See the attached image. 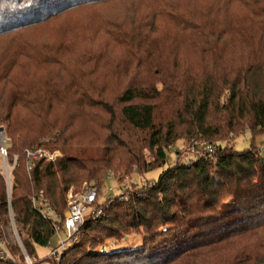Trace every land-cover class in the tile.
<instances>
[{
  "label": "trees",
  "instance_id": "16d2710c",
  "mask_svg": "<svg viewBox=\"0 0 264 264\" xmlns=\"http://www.w3.org/2000/svg\"><path fill=\"white\" fill-rule=\"evenodd\" d=\"M102 1L0 0V38L8 41L0 50V88L10 86L3 118L10 120L16 107L36 112L38 137L78 152L53 162L41 157L29 168L25 148L35 142L27 135L10 138L19 159L10 203L0 175V241L11 205L28 255L42 264L37 247L54 248L68 235L70 185L80 179L102 185L114 165L147 173L167 163L176 143L206 140L220 146L216 161L169 164L127 199L101 202L99 187L67 247L45 258L52 264H264V238L246 245L249 252L238 246L264 231V155L255 143L264 137V0H118V9H87ZM31 27H46L48 34L33 37ZM174 50L173 60L163 61ZM144 73L147 84H129L114 93V102L103 98L121 84L120 76L132 82ZM49 98L61 113L41 112ZM17 119L8 125L10 136ZM247 131L252 146L237 150L230 137ZM97 132L116 134L110 140L127 155H84L78 147L92 144ZM125 132L132 135L123 139ZM144 148L155 152L152 160ZM40 198L59 218L42 215ZM131 232H143L141 247L109 248ZM159 236V244L149 245ZM108 239L115 242L107 245ZM16 242L5 243L13 259L0 256V264H28Z\"/></svg>",
  "mask_w": 264,
  "mask_h": 264
},
{
  "label": "rangeland",
  "instance_id": "374dc122",
  "mask_svg": "<svg viewBox=\"0 0 264 264\" xmlns=\"http://www.w3.org/2000/svg\"><path fill=\"white\" fill-rule=\"evenodd\" d=\"M99 4L102 5L100 6V9H102L103 12L109 11L116 7H117L116 9H118V7L120 6L119 5L120 2L118 0H106V1L99 2V3L90 4L91 6H88L87 9L98 6ZM87 9H86V12H87ZM50 27H52V25L49 24L48 28ZM48 28L44 27V29L36 31L35 30L36 28L31 27L27 29V32L30 33L29 35L34 37L35 34H38V33L48 34V31H47ZM165 29L167 30L168 27H166ZM1 36H4V35H1ZM7 44H8V41H5V39L0 38V50ZM175 52L176 50L167 54V56L171 60H169L168 57H166L163 61L171 62L174 58ZM152 75L154 77V79L152 80L153 82L157 75V71L156 70L152 71ZM147 78H148L147 75L144 73V75L139 76L134 81L130 82L129 79L126 78L125 76H120L121 84L117 86L113 85L112 88H110L109 90L110 93L105 94L103 98H105L106 101L114 102L113 98L116 97L114 93L116 95H119L123 90H125V88L129 84H132V83L147 84L146 82ZM9 90H10V86H7L5 89L0 88V96H2V100L0 104V129H2L0 131V175H2L3 177L5 188H6L7 200L10 203L11 198H12V189H13L12 187H13V183L15 179L13 172H14V168L16 167V166L14 167L13 165L15 163L17 165V162L19 159V154H13V155L11 154L10 152L11 142L10 141L13 140L14 142H16V140L20 137V135H23V136L27 135L28 138L33 139L35 143L29 144L25 148L26 158L29 160L30 162L29 164L31 165H33V160L39 159L41 157H43V159L46 162H49V161L53 162V161H56L58 157L61 158L66 154L75 155L78 152H77V148L73 147V145L70 146L69 144L54 143L52 142V138L48 136L38 137L37 132L34 130V129L39 130L38 126L40 123L39 115L36 112L32 113L28 109L16 107L13 111L14 116H12L10 120H5L1 113L5 111L3 99L5 97H8V95H10ZM46 100H47L46 104L43 105L44 108L41 109L42 113L46 111L49 112L50 114L51 113L55 114V112H59V113L62 112V107L58 105V103L54 102V100H51V98L46 99ZM16 117H18V119L14 121L13 126L18 127V131L17 133L10 136L8 125L11 124V122H13L12 120L15 119ZM77 128H79L78 131L79 130L81 131L80 132L81 134L79 135L85 138L86 131L83 129V125L81 124L79 127V124H78ZM120 132L121 131H119L118 133ZM115 135L116 134L110 135V133L108 132L106 133L97 132L96 136L94 137L96 138V140L92 144H89L87 141H85L86 144H80L81 147H78V148L84 150L85 151L84 155H87V156L98 155L97 150H100L103 152L106 151V153H109L112 156L120 157V156H123L125 153L127 155V149H125V147L121 143L116 142L115 140H110L111 138L115 137ZM127 135L131 136L132 134H130V132L129 133L125 132L124 134H121L120 137L123 139H126ZM230 139L233 140V142L231 143H234L235 148L237 150H244V149L250 148L254 142L253 135L251 134L250 131H247L239 136H236L235 138L230 137ZM263 142H264V137H261V136L256 137L255 143L257 145H261ZM188 144L189 142L183 146L181 141L179 143H176V145L172 146V148L168 151L167 163L163 167L155 168L153 170L148 171L147 173H144L140 170L138 171L137 166H133L131 169H127V168L125 169V166L116 167V165H114L113 167L109 168V170L106 173L104 172L105 175L102 179L103 182H101L102 185H100L96 181V179H83V180L80 179L78 182H75L72 185H70L66 193L67 204L70 205L71 204L70 201L74 199L75 197H77L79 193L81 194L83 191L87 190V188H89L88 186L90 185H93L95 188L101 187V190L103 192V194L100 197L101 202H103L107 198L119 196L120 194L126 195L124 199L125 198L127 199L135 191H138L141 185H144L146 183L150 184L154 182L155 179H158L162 171L169 167V164L174 165L178 161L182 163L185 161H188L185 158L186 155H183L185 153H180L179 155H175V153L173 152L177 148H179V150L181 149L184 150V148L187 147ZM4 145H6L5 146L6 152H3L1 150V147ZM144 149L145 150L143 151H144L145 159L152 160L153 157L155 156V152H151L148 148H144ZM117 162L118 160H114L115 164H117ZM9 175H11V182H10ZM9 215H10V223L6 224L5 227L2 228L6 236V239H4V242L9 241L10 243L14 244L16 240L17 241L16 243L20 245L23 254L26 256L27 263L33 264V261L31 260L30 256L28 255L27 250L25 249V245L23 244L24 242H22L23 239H21L20 237V234L18 231V225H16L14 221L13 210H12L11 205L9 209ZM62 236H64V234H62ZM125 237H121L122 239L125 238L124 240L117 239V241L119 242L116 245H110L109 248L119 249L123 247H141L144 244L143 232L141 233L131 232L129 234H126ZM75 238L74 240L78 239V238L77 239ZM244 238L246 239V241L245 242L240 241L238 246L241 245L240 248H245V251L249 252L252 246H246V245H252L250 243H253V245L255 243L261 244L262 241L264 240V239L262 240V238H264V231L257 230L253 232L252 234L245 236ZM162 239L163 238L159 236L154 240V242H150L149 245L159 244L160 243L159 241H161ZM79 241H81V239ZM53 242L54 243L58 242V235H55L53 237ZM114 242H115L114 239H108L107 245L112 244ZM5 243H4V246L6 247ZM52 252H53V248L49 247L48 245L37 247L38 257L41 259L40 261H42V264H52L50 261L47 260L48 258L47 259L45 258L48 256V254H52ZM232 255H234L235 259L239 258L238 254H232ZM147 260L148 259L146 260L143 259V261H141V264L150 263L149 262L150 260L149 261Z\"/></svg>",
  "mask_w": 264,
  "mask_h": 264
},
{
  "label": "built area",
  "instance_id": "2783aa9c",
  "mask_svg": "<svg viewBox=\"0 0 264 264\" xmlns=\"http://www.w3.org/2000/svg\"><path fill=\"white\" fill-rule=\"evenodd\" d=\"M1 130L2 129H0V131ZM5 146L6 145L1 147L3 152H6ZM219 150L220 146L218 144H213L211 142H207L206 140H191L188 146L185 147L184 150H179V152L185 153L186 157H189L187 162H192L197 158H207L210 161H216ZM257 151L259 155H264V142ZM13 166L15 167L16 163ZM31 167L32 165L29 164V168ZM9 178L11 182V175H9ZM88 187L89 188H87V190L83 191L81 194L79 193L77 197L70 201V209L65 215V226L67 228L68 235L65 238L60 239V244L53 248L52 253H56L67 247V244H69L70 240L73 239L74 233L79 231L80 226L84 222V212L88 209V205H92L96 201L98 188H95L93 185ZM119 196L125 197L126 195L120 194ZM35 203L37 209L41 211L44 217H53L54 219L59 218L58 213L54 212L53 208L47 205L44 198L36 199ZM97 213H102V210H99ZM4 243V241H0V256L4 259H13V256L6 249Z\"/></svg>",
  "mask_w": 264,
  "mask_h": 264
}]
</instances>
